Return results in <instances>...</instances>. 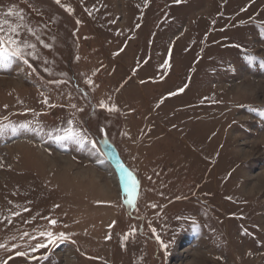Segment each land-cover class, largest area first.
<instances>
[{"label":"rangeland","instance_id":"rangeland-1","mask_svg":"<svg viewBox=\"0 0 264 264\" xmlns=\"http://www.w3.org/2000/svg\"><path fill=\"white\" fill-rule=\"evenodd\" d=\"M0 25V264H264V0H0Z\"/></svg>","mask_w":264,"mask_h":264},{"label":"snow or ice","instance_id":"snow-or-ice-1","mask_svg":"<svg viewBox=\"0 0 264 264\" xmlns=\"http://www.w3.org/2000/svg\"><path fill=\"white\" fill-rule=\"evenodd\" d=\"M56 2L59 3L60 0H56ZM178 2H179V0H178ZM2 31H3V26L0 25V32H2ZM18 35H19V33L16 32L15 29L13 30V34H11L7 40L5 39V37L3 35H0V60H7L9 53L12 56H18L21 59H23L22 51L20 48L21 41H18L17 39H15V36H18ZM12 45H15V47H11ZM31 47H35V45H31ZM24 62L27 63V60H25ZM70 138L76 139L77 143H83V137H79V136L70 137L68 135H65V136L57 137V139H59V140H67ZM89 143H91V142L89 141ZM133 191H135V188H133ZM51 223L55 224L56 222L53 220V221H51ZM41 235L46 236L47 244H52V245H55L58 240L67 239V237L63 233H60L59 236H53V234L51 232L41 233ZM47 244L41 243L39 245V247H46ZM3 247H4V245L0 244V248H3ZM17 254L21 255V256L25 255V253H23V252H20Z\"/></svg>","mask_w":264,"mask_h":264},{"label":"bare ground","instance_id":"bare-ground-1","mask_svg":"<svg viewBox=\"0 0 264 264\" xmlns=\"http://www.w3.org/2000/svg\"><path fill=\"white\" fill-rule=\"evenodd\" d=\"M220 212V211H219ZM216 258H217V260H219L220 261V258H218V256H216ZM218 262V261H217ZM217 264V263H216Z\"/></svg>","mask_w":264,"mask_h":264}]
</instances>
